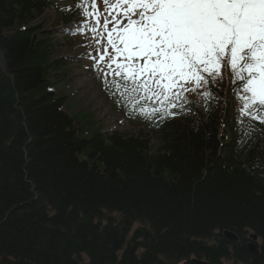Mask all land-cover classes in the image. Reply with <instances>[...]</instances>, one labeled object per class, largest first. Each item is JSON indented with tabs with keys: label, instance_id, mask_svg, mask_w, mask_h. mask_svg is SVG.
Instances as JSON below:
<instances>
[{
	"label": "trees",
	"instance_id": "obj_1",
	"mask_svg": "<svg viewBox=\"0 0 264 264\" xmlns=\"http://www.w3.org/2000/svg\"><path fill=\"white\" fill-rule=\"evenodd\" d=\"M54 3L0 0V264H264V123H238L229 64L174 116L110 81L138 131L93 128L48 89L67 64L38 23Z\"/></svg>",
	"mask_w": 264,
	"mask_h": 264
},
{
	"label": "snow or ice",
	"instance_id": "obj_2",
	"mask_svg": "<svg viewBox=\"0 0 264 264\" xmlns=\"http://www.w3.org/2000/svg\"><path fill=\"white\" fill-rule=\"evenodd\" d=\"M103 4L104 13L97 0H81L78 7L86 18L84 26L100 37L97 43L106 37L99 61L107 56V68L120 77L111 86L135 111L176 115L169 109L189 103L186 92L196 91L209 79L214 83L227 60L233 83L241 81L234 89L241 101L238 123L245 117L264 123V0H103ZM203 96L211 98L212 93Z\"/></svg>",
	"mask_w": 264,
	"mask_h": 264
},
{
	"label": "rangeland",
	"instance_id": "obj_3",
	"mask_svg": "<svg viewBox=\"0 0 264 264\" xmlns=\"http://www.w3.org/2000/svg\"><path fill=\"white\" fill-rule=\"evenodd\" d=\"M39 21L43 22L46 28H54L52 34L55 38L57 37V41H54L56 45L55 54L64 55L73 60L70 65L63 69L65 79L59 81L55 86L59 93L66 94L68 97L65 104L66 110L73 114L78 122L82 123L92 120L94 128L99 127L109 131L112 129L138 131L121 115L114 113L112 106L101 96L99 90L94 89L92 92H88L81 83V71L87 70L88 63L82 62L79 44L73 40L69 42L62 35L64 31L62 30L61 32V29L66 24L59 18L57 12L49 10L44 13ZM56 27L59 32H57ZM55 29L56 31H54ZM77 60L78 62L75 64ZM79 63L81 64L79 65ZM156 142V139L153 138V143L157 144Z\"/></svg>",
	"mask_w": 264,
	"mask_h": 264
},
{
	"label": "bare ground",
	"instance_id": "obj_4",
	"mask_svg": "<svg viewBox=\"0 0 264 264\" xmlns=\"http://www.w3.org/2000/svg\"><path fill=\"white\" fill-rule=\"evenodd\" d=\"M80 81L88 92H92L94 89H97L94 80L88 77L83 71L80 74Z\"/></svg>",
	"mask_w": 264,
	"mask_h": 264
},
{
	"label": "water",
	"instance_id": "obj_5",
	"mask_svg": "<svg viewBox=\"0 0 264 264\" xmlns=\"http://www.w3.org/2000/svg\"><path fill=\"white\" fill-rule=\"evenodd\" d=\"M0 64H1V66L3 67V69L5 70V60H4V54H3V51L1 50V48H0ZM228 234V236H233V237H235L234 235H232L231 233H227ZM236 238V237H235ZM251 250H253V248H254V246L253 245H251Z\"/></svg>",
	"mask_w": 264,
	"mask_h": 264
}]
</instances>
